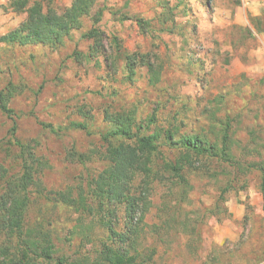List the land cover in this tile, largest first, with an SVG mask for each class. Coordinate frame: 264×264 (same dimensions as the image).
<instances>
[{"label":"rangeland","instance_id":"374dc122","mask_svg":"<svg viewBox=\"0 0 264 264\" xmlns=\"http://www.w3.org/2000/svg\"><path fill=\"white\" fill-rule=\"evenodd\" d=\"M72 1L28 0L57 13ZM98 11L95 28L104 49L95 58L87 57L93 42L82 39L93 27L89 20L57 50L0 45V92L8 84L16 89L8 105L12 120L0 113V185L20 175L27 155L19 145H29L42 162L36 177L45 193H82L94 213L55 206L32 188L28 227L51 233L56 264H92L110 244L103 223L117 233L126 224L122 207L98 212L92 194L93 181L107 167L105 113L133 111L142 134L169 130L175 139L212 142L229 124L243 172L193 158L184 191L167 181L168 174L154 183L145 199L137 263L264 264V0H99L92 15ZM25 18L0 0V37ZM137 21L147 25L141 29ZM133 55L131 75L125 59ZM149 66L159 75L155 85ZM158 145L154 173L181 155L164 140ZM249 163L258 166L245 170ZM226 187L231 190L216 207Z\"/></svg>","mask_w":264,"mask_h":264},{"label":"trees","instance_id":"16d2710c","mask_svg":"<svg viewBox=\"0 0 264 264\" xmlns=\"http://www.w3.org/2000/svg\"><path fill=\"white\" fill-rule=\"evenodd\" d=\"M98 1L73 0L67 9L57 13L50 8L44 10L39 2L29 6L28 0H6L10 12L25 14L26 18L16 29L0 37V45L19 48L44 46L57 50L72 32L80 31L84 21L89 20L93 27L83 34L82 39L93 42L87 57L95 58L104 49L102 33L95 28L100 23L102 12L92 15ZM137 25L143 29L147 24L137 21ZM75 57L78 59L83 56L75 53ZM135 57L133 55L125 59L126 68L131 75L133 70L130 66L134 64ZM110 67L115 66L112 64ZM149 74V83L155 85L159 75L153 71L152 66H149ZM15 93L16 89L11 84L0 92V113L9 120H12L14 113L8 105ZM104 122L107 130L101 135V141L106 146L104 159L107 167L93 181L92 194L97 199L98 212L108 206L122 207L126 224L124 231L117 233L110 222L103 223L110 244L102 246L92 264H138L137 246L142 228L145 227V199L153 184L164 180V175H169L167 181L173 187L184 191L189 187L186 172L193 169V158L210 159L231 168L233 172L244 170L233 154L235 144L229 135V124H225L220 132L214 133V139L210 142L199 136L175 139L174 132L169 130L144 135L141 125L136 123L133 111L111 115L105 113ZM79 128L86 130L83 125ZM160 140H164L168 147L180 150L181 155L174 163H164L161 171L154 173L151 166ZM19 148L22 156L27 155V159L22 161L20 175L9 179L1 178L4 181L0 185V235L4 240L0 243V264H52L55 260L51 233L42 227H28L26 218L31 205L30 189L35 188L36 194L44 201L70 208L82 216L91 215L94 209L87 204L82 193L77 197H73L70 192L45 193L36 177L42 167L41 160L35 157L29 145H19ZM75 156L74 153L71 154V157ZM77 158L80 162L85 159L82 155ZM257 166L249 163L245 170L249 171ZM259 170L264 171V165ZM137 179H140L139 184L134 187ZM139 188L141 197H136L135 191ZM229 190L230 187H226L221 191L216 207L225 202L224 195ZM165 225H169V222ZM153 229L158 230L156 227ZM57 263L76 264L64 259Z\"/></svg>","mask_w":264,"mask_h":264}]
</instances>
